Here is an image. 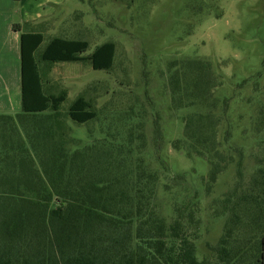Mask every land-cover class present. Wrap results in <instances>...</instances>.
Instances as JSON below:
<instances>
[{
	"label": "trees",
	"instance_id": "1",
	"mask_svg": "<svg viewBox=\"0 0 264 264\" xmlns=\"http://www.w3.org/2000/svg\"><path fill=\"white\" fill-rule=\"evenodd\" d=\"M44 40L40 31L21 32V111L0 115V264H264V162L245 183L239 161L237 181L219 201L222 233L199 258L198 236L185 223L184 211L190 210L176 207L169 223L160 216L153 202L157 175L138 166L143 160L131 148L70 149L73 139L61 112L67 94L46 87V69L88 60L95 70H110L115 42L81 56L87 40L53 36L37 56ZM176 64L169 76L171 103L194 108L184 116L182 141L188 154L211 163L208 189L231 161L216 140L217 78L209 60ZM67 114L77 123L96 117L84 96Z\"/></svg>",
	"mask_w": 264,
	"mask_h": 264
},
{
	"label": "rangeland",
	"instance_id": "2",
	"mask_svg": "<svg viewBox=\"0 0 264 264\" xmlns=\"http://www.w3.org/2000/svg\"><path fill=\"white\" fill-rule=\"evenodd\" d=\"M43 24L37 56L53 36L87 40L81 56L115 42L110 70H95L88 60L46 69V87L67 94L61 112L70 149L131 148L143 160L138 166L157 175L153 202L160 216L169 223L176 207L191 211L192 220L184 211L185 223L198 236L202 258L222 233L219 201L235 185L239 161L245 183L264 162V0H67ZM196 57L209 60L217 78L216 140L225 161L231 160L208 189L211 163L188 154L182 141L184 116L194 108H175L170 96L176 63ZM78 96L90 101L95 119L77 123L68 117ZM177 140L180 148L173 146Z\"/></svg>",
	"mask_w": 264,
	"mask_h": 264
},
{
	"label": "crops",
	"instance_id": "3",
	"mask_svg": "<svg viewBox=\"0 0 264 264\" xmlns=\"http://www.w3.org/2000/svg\"><path fill=\"white\" fill-rule=\"evenodd\" d=\"M67 0H0V115L21 111V32L40 31ZM18 24L20 30L13 26ZM15 113V115H13Z\"/></svg>",
	"mask_w": 264,
	"mask_h": 264
}]
</instances>
